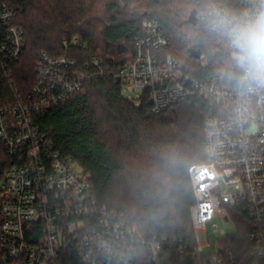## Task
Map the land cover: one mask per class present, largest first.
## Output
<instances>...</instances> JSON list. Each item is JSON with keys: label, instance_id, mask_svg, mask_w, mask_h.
<instances>
[{"label": "built area", "instance_id": "2783aa9c", "mask_svg": "<svg viewBox=\"0 0 264 264\" xmlns=\"http://www.w3.org/2000/svg\"><path fill=\"white\" fill-rule=\"evenodd\" d=\"M191 1L206 26L209 11L247 15L257 6V0ZM15 17L8 1L0 0V64L8 75L25 46L23 29L12 24ZM142 26L145 35L135 40L132 59L117 70L99 58L80 63L44 53L35 67L34 97L0 107V143L12 162L1 183L0 264H63L66 247L82 264H139L145 256L161 264L166 242L144 241L137 228L102 204L89 176L55 150L35 121L39 113L84 93L89 82L111 77L122 83L128 101L146 103L154 115L183 100H208L206 161L189 171L193 244L174 245L181 254L188 251L194 264H264V87L240 81L244 73L233 53L232 63L215 74L192 73L165 53L171 40L157 20ZM199 60L202 70L212 67L209 58ZM126 88L137 94L130 96ZM216 218L234 222L236 232L219 238L215 253L205 254L208 225ZM240 232H245L242 244Z\"/></svg>", "mask_w": 264, "mask_h": 264}, {"label": "trees", "instance_id": "16d2710c", "mask_svg": "<svg viewBox=\"0 0 264 264\" xmlns=\"http://www.w3.org/2000/svg\"><path fill=\"white\" fill-rule=\"evenodd\" d=\"M7 1L16 12L12 24L25 33V46L11 74L0 64V107L34 97L35 67L44 53L80 63L99 58L117 70L132 59L135 40L145 35L144 20L160 23L171 40L165 53L192 73L208 76L232 63L231 49L197 19L191 0ZM195 52L212 61L209 70L200 68ZM122 89L117 77L89 82L84 93L39 113L36 124L55 150L72 157L89 176L102 204L137 228L144 241L166 242L161 264H194L188 251L181 254L174 244L182 242L186 249L193 244L195 197L189 171L206 161L204 123L212 115L211 105L197 97L154 115L146 103L138 107L128 101ZM108 122L111 127L105 129ZM109 132L116 136L117 152ZM11 165L0 143V198ZM244 234L238 238L241 244ZM62 263L82 264L70 247ZM139 264L152 263L145 256Z\"/></svg>", "mask_w": 264, "mask_h": 264}, {"label": "clouds", "instance_id": "9594fccd", "mask_svg": "<svg viewBox=\"0 0 264 264\" xmlns=\"http://www.w3.org/2000/svg\"><path fill=\"white\" fill-rule=\"evenodd\" d=\"M209 28L232 50L235 66L243 70L240 81L264 87V0H257L255 11L247 15L206 14ZM178 162V161H176Z\"/></svg>", "mask_w": 264, "mask_h": 264}, {"label": "rangeland", "instance_id": "374dc122", "mask_svg": "<svg viewBox=\"0 0 264 264\" xmlns=\"http://www.w3.org/2000/svg\"><path fill=\"white\" fill-rule=\"evenodd\" d=\"M120 2H122V0H118ZM121 9L124 10L125 6L124 4H121ZM113 57H117V56H113ZM112 58V57H111ZM126 91L130 94V96L134 97L137 92H133L132 89L130 88H126ZM106 118H104V122H105ZM111 125L108 123L105 124L104 128L105 129H110ZM109 139H110V146L114 147V151L117 152V148H118V142L117 140H115L116 136L114 133L109 132ZM215 230H218V232H215ZM221 230H224L225 233L222 234ZM208 233H209V239H208V245L205 247L204 253L205 254H213L215 253L216 249H217V244L219 241V238H224L227 235H232L236 232V225L234 222H230V223H224L223 220L221 218H216L214 220V222L210 223L208 225Z\"/></svg>", "mask_w": 264, "mask_h": 264}, {"label": "water", "instance_id": "95a60500", "mask_svg": "<svg viewBox=\"0 0 264 264\" xmlns=\"http://www.w3.org/2000/svg\"><path fill=\"white\" fill-rule=\"evenodd\" d=\"M195 15H196V11H194V12L192 13V17H191L192 20H195ZM193 54H194V57H195V58H197V59L201 58V53H200V52H195V53H193Z\"/></svg>", "mask_w": 264, "mask_h": 264}]
</instances>
